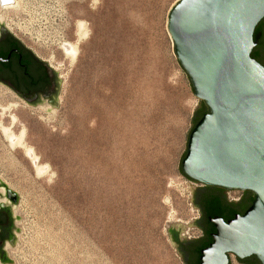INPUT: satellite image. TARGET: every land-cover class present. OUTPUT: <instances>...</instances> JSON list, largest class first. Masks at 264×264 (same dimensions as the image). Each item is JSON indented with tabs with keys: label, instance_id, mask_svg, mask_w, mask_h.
<instances>
[{
	"label": "rangeland",
	"instance_id": "rangeland-1",
	"mask_svg": "<svg viewBox=\"0 0 264 264\" xmlns=\"http://www.w3.org/2000/svg\"><path fill=\"white\" fill-rule=\"evenodd\" d=\"M177 1L20 0L19 11L0 8V25L11 24L62 79L53 109L0 87L10 107L4 124L15 116V132L25 129L39 158L34 164L0 134V180L19 196L12 212L21 232L6 251L12 264H185L169 223L186 224L183 237L200 235L191 185L205 186L180 170L202 101L168 32ZM243 193L227 191L230 199Z\"/></svg>",
	"mask_w": 264,
	"mask_h": 264
},
{
	"label": "water",
	"instance_id": "water-1",
	"mask_svg": "<svg viewBox=\"0 0 264 264\" xmlns=\"http://www.w3.org/2000/svg\"><path fill=\"white\" fill-rule=\"evenodd\" d=\"M263 19L264 0H178L169 12L167 28L176 58L190 78L195 97L202 101L181 160V173L205 187L255 195L243 215L228 222L219 216L210 219L216 233L202 251L201 264H227L228 254L242 259L255 255L264 264V66L252 58L260 39L255 31ZM0 26L12 33L5 23ZM45 63L56 74L58 94L54 104L47 100L39 104L58 108L62 79L59 71ZM191 186L195 199L204 187ZM0 187L11 198L6 206L14 221L21 219H15L12 212L18 194L1 180ZM4 198L3 193L0 199ZM169 224L178 249L173 237L187 241L182 234L188 226ZM12 231L10 244L14 247L18 242L14 231L21 230L13 224ZM8 263L13 261L8 258Z\"/></svg>",
	"mask_w": 264,
	"mask_h": 264
},
{
	"label": "flooded vegetation",
	"instance_id": "flooded-vegetation-1",
	"mask_svg": "<svg viewBox=\"0 0 264 264\" xmlns=\"http://www.w3.org/2000/svg\"><path fill=\"white\" fill-rule=\"evenodd\" d=\"M260 35L259 42L255 47V60L264 66V19L258 25L255 36ZM58 80L45 63L16 36L0 27V87H4L17 99L36 105L43 100L54 104L58 94ZM1 189V187H0ZM194 199L195 206L199 209L201 216L197 221L200 235L190 236L187 241L173 237L177 243L179 252L185 264H201L202 251L213 242V234L216 228L209 219L203 217V207L209 199H223L233 205L232 215L223 218L226 222L243 215L251 206V199L255 195L244 192L237 199L228 198L227 191L218 187H204L198 190ZM0 191V198H1ZM6 197L11 200L6 191ZM231 211V212H232ZM14 219L8 206L0 199V264H7V246L12 240ZM215 232H210V229ZM227 264H262L255 256L239 258L235 254H228Z\"/></svg>",
	"mask_w": 264,
	"mask_h": 264
},
{
	"label": "bare ground",
	"instance_id": "bare-ground-1",
	"mask_svg": "<svg viewBox=\"0 0 264 264\" xmlns=\"http://www.w3.org/2000/svg\"><path fill=\"white\" fill-rule=\"evenodd\" d=\"M13 1H14V3L3 4V6L0 3V8L2 7V9L4 11L6 10L8 12L19 11L21 8L20 0H13ZM0 21L1 22L5 21L4 15L0 16ZM7 27L10 28L11 30H14L12 28L11 24H7ZM68 49H70V48H68ZM76 53H77V48L73 46L71 48V51L69 52V55H71V57H74L76 55ZM9 110H10V107H5L2 104V102L0 101V132H1L0 134L3 135L5 140L10 144V147H12V149H14V150H18V149L21 150L22 149L25 155H27L29 157L31 156L32 162L35 164L39 158L36 155L33 156L32 155L33 149L26 146V144H25V135H26L25 129H22L19 133H16L14 130L18 119L15 116L11 117V124L9 126L5 125L6 123L4 124V122L2 120L5 116V114ZM4 120H5V118H4ZM34 153H35V151H34ZM45 170L46 169H44V167L37 168V172H39V174L43 173Z\"/></svg>",
	"mask_w": 264,
	"mask_h": 264
},
{
	"label": "trees",
	"instance_id": "trees-1",
	"mask_svg": "<svg viewBox=\"0 0 264 264\" xmlns=\"http://www.w3.org/2000/svg\"><path fill=\"white\" fill-rule=\"evenodd\" d=\"M252 58L255 59V50L252 53ZM209 112V108L207 107V113ZM199 114V111L196 112V115ZM206 113H203L202 117L205 115ZM200 117V119L202 118ZM200 121V120H199ZM186 157V155H185ZM183 176H185L187 179H189L182 171ZM191 180V179H189ZM255 197L251 199V202L253 203ZM233 205L227 203L226 201H224L223 199H209L207 200L205 206L203 207V217L205 219H211V218H215L217 216L225 218L227 215H232L234 216L233 213ZM232 211V212H231ZM210 232H215V229H210Z\"/></svg>",
	"mask_w": 264,
	"mask_h": 264
}]
</instances>
